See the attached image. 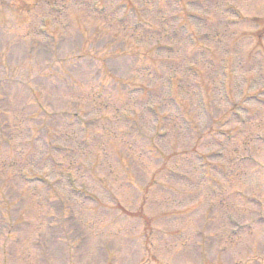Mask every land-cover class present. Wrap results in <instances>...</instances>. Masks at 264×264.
<instances>
[{
	"label": "rangeland",
	"instance_id": "374dc122",
	"mask_svg": "<svg viewBox=\"0 0 264 264\" xmlns=\"http://www.w3.org/2000/svg\"><path fill=\"white\" fill-rule=\"evenodd\" d=\"M68 170L113 189L80 176L74 189L85 182L96 201L71 195L56 180ZM36 175L45 181L23 180ZM159 178L246 199L220 204L215 189L199 221L195 198H145ZM149 201L182 229L161 218L145 230L131 216H148ZM227 214L264 216V0H0V264H72L69 242L75 264L257 259L264 225L235 228L227 245Z\"/></svg>",
	"mask_w": 264,
	"mask_h": 264
}]
</instances>
